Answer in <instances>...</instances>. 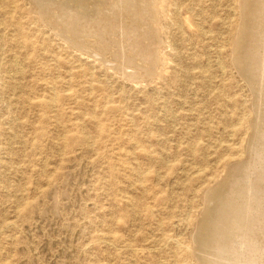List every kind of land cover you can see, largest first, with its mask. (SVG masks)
<instances>
[{"label": "rangeland", "instance_id": "1", "mask_svg": "<svg viewBox=\"0 0 264 264\" xmlns=\"http://www.w3.org/2000/svg\"><path fill=\"white\" fill-rule=\"evenodd\" d=\"M148 1L0 0V264H264V0Z\"/></svg>", "mask_w": 264, "mask_h": 264}, {"label": "bare ground", "instance_id": "2", "mask_svg": "<svg viewBox=\"0 0 264 264\" xmlns=\"http://www.w3.org/2000/svg\"><path fill=\"white\" fill-rule=\"evenodd\" d=\"M150 1H153V2H154L155 0H150ZM150 1H148V2H150ZM155 2H156V1H155ZM81 3H82V2H81ZM123 3H124V2H123ZM123 3H122V0H116V3L113 4L112 7H114V6L117 7V6H119V5H122ZM138 4H139V3H138ZM149 4H150V3H149ZM149 4H148V5H149ZM151 4H152V3H151ZM153 4H154V3H153ZM81 5H82V4H81ZM96 5H97V4H96ZM65 6H66V5H65ZM139 6H140V5H139ZM149 6H151V5H149ZM152 6H154V5H152ZM154 7H155V6H154ZM75 9H76V7H75ZM253 9H254V8H253ZM124 10H125V9H124ZM39 11H40V10H39ZM84 11H85V10H84ZM107 11H108V10H107ZM151 11H152V10H150V12H151ZM251 11H252V10H251ZM56 12H57V11H56ZM68 12H69V11H68ZM138 13H139V12H138ZM41 14H42V13H41ZM252 14H253V13H252ZM252 14H251L250 16H252ZM43 15H44V13H43ZM73 15H74V14H73ZM93 15H94V14H93ZM101 15H103V14H101ZM106 15H107V14H106ZM125 15H126V14H125ZM149 15H150V14H149ZM151 15H152V12H151ZM153 15H154V13H153ZM153 15H152V18H151L152 20H151V21L154 20V19H153ZM157 15H158V14H157ZM157 15H154V16H157ZM245 15H246V14H245ZM253 15H254V14H253ZM137 16H138V15H137ZM257 16H258V15H257ZM107 17H108V16H107ZM113 17H114V16H113ZM125 17H126V16H125ZM247 17H248V16H247ZM40 18H41V17H40ZM137 18H139V17H137ZM142 18H143V17H142ZM249 18H250V17H249ZM119 19H120V18H119ZM156 19H157V18H156ZM244 19H245V18H244ZM69 20H70V19H69ZM107 20H108V19H107ZM70 21H71V20H70ZM84 21H85V20H84ZM156 21H159V20H156ZM245 21H246V20H245ZM93 22H94V21H93ZM139 22H140V21H139ZM154 22H155V21H154ZM154 22H153V23H154ZM75 23H76V21H75ZM122 23H123V22H122ZM155 23H156V22H155ZM83 24H84V23H83ZM115 24H116V23H115ZM251 24H252V23H251ZM75 25H76V24H75ZM123 25H124V24H123ZM140 25H141V24H140ZM144 25H145V24H144ZM146 25H147V24H146ZM155 26H156V25H155ZM243 26H244V25H243ZM112 27H113V26H112ZM263 27H264V26H263ZM110 28H111V27H110ZM129 28H130V27H129ZM258 28H259V26H258ZM156 29H157V28H156ZM97 30H98V29H97ZM100 30H101V29H100ZM111 30H112V29H111ZM71 31H74V30H71ZM103 31H104V30H103ZM114 31H115V30H114ZM116 31H117V30H116ZM130 32L132 33L133 31H130ZM262 33H263V32H262ZM262 33H261V34H262ZM123 35H124V34H123ZM134 35H135V34H134ZM247 35H248V34H247ZM120 36H121V35H120ZM143 37H144V36H143ZM98 38H99V37H98ZM121 38H122V37H121ZM144 38H145V37H144ZM93 39H94V38H93ZM116 39H117V38H116ZM135 39H136V38H135ZM104 40H105V39H104ZM119 41H120V40H119ZM158 41H159V40H158ZM125 42H126V41H125ZM248 42H249V41H248ZM127 43H128V42H127ZM138 43H139V42H138ZM136 44H137V43H136ZM136 44H135V46H136ZM157 44H158V43H157ZM252 44H253V42H252ZM126 45H127V44H126ZM246 45H247V44H246ZM139 46H140V45H139ZM139 46H138V47H139ZM120 47H121V46H120ZM133 47H134V46H133ZM133 47H132V48H133ZM136 47H137V46H136ZM154 47H155V46H154ZM249 47H250V46H249ZM121 48H122V47H121ZM129 48H130V47H129ZM236 48L238 49V47H236ZM108 49H109V47H108ZM130 49H131V48H130ZM137 49H138V48H137ZM242 49H243V48H242ZM133 50H135V48H134ZM133 50H132V51H133ZM138 50H139V52H140L141 49H138ZM127 52H128V51H127ZM127 52H126V53H127ZM129 52H130V51H129ZM142 52H143V51H142ZM148 52H149V51H148ZM239 52H240V51H239ZM122 53H123V52H122ZM140 53H141V52H140ZM150 54H151V52H150ZM236 54H237V53H236ZM138 56H139V55H138ZM141 56H142V55H141ZM152 56L155 57V55H153V54H152ZM103 57H104V56H103ZM121 57H122V56H121ZM144 57H146V55H145ZM156 57H157V56H156ZM156 57H155V58H156ZM147 58H148V56H147ZM147 58H146V59H147ZM149 58H150V57H149ZM149 58H148V59H149ZM151 58H152V57H151ZM155 58H153V60H154ZM237 58H239V57L237 56ZM241 58H242V57H241ZM249 58H250V57H249ZM136 59H137V58H136ZM148 59H147V60H148ZM121 60H122V59H121ZM150 60H151V59H150ZM238 60H240V59H238ZM103 61H104V60H103ZM116 61H117V60H116ZM122 61H123V60H122ZM148 61H149V60H148ZM148 61H147V62H148ZM241 61H242V60H241ZM239 62H240V61H239ZM256 62H257V61H256ZM151 63H152V62H151ZM155 63H156V62H155ZM121 64H122V63H121ZM128 64H129V63H128ZM246 65H248V64H246ZM261 65H262V64H261ZM122 66H123V65H122ZM154 66H155V65H154ZM126 67H127V66H126ZM128 67H129V66H128ZM261 67H262V66H261ZM263 67H264V66H263ZM120 68H121V67H120ZM133 68H134V67H133ZM138 68H139V67H138ZM152 68H154V67L152 66ZM248 68H249V67H248ZM114 69H115V68H114ZM116 70H117V69H116ZM141 70L143 71L142 68H141ZM147 70H148V69H147ZM252 70H253V69H252ZM125 71H126V70H125ZM263 71H264V70H263ZM147 72H148V71H147ZM243 72H244V71H243ZM121 73H122V72H121ZM125 74H126V73H125ZM142 74H143V73H142ZM150 74H151V73H150ZM134 75H135V74H134ZM134 75H133V76H134ZM129 76L133 77L132 75H129ZM141 76H142V75H141ZM131 77H130V78H131ZM137 77H138V75H137ZM137 77H136V78H137ZM134 78H135V77H134ZM259 78H260V77H259ZM130 80H131V79H130ZM260 82H261V81H260ZM262 83H263V82H262ZM260 92H261V91H260ZM248 164H249V163H248ZM231 168H232V167H231ZM253 168H254V167H253ZM229 171H230V170H229ZM232 171H233V170H232ZM246 174H247V173H246ZM248 174H249V173H248ZM228 180H229V179H228ZM231 180H232V179H231ZM226 181H227V180H226ZM226 181H223L222 183H225ZM220 184H221V183H220ZM224 185H225V184H224ZM219 186H220V185H219ZM219 186H218V187H219ZM221 186H222V184H221ZM262 186H263V185H262ZM223 187H224V186H223ZM225 188H226V187H225ZM251 188H252V187H251ZM219 189H220V188H219ZM213 190H214V189H213ZM219 191H220V190H219ZM226 191H227V190H226ZM212 192H214V191H212ZM215 193H216V192H215ZM220 193H221V191H220ZM211 194H212V193H211ZM209 195H210V194H209ZM216 195H217V194H216ZM222 195H223V194H222ZM207 196H208V195H207ZM212 197H213V195L211 196V198H212ZM217 197H219V196H217ZM220 197H221V196H220ZM220 197H219V198H220ZM209 198H210V197H209ZM211 198H210V199H211ZM214 198H215V197H214ZM221 199H222V198H221ZM223 199H224V198H223ZM213 200H214V199H213ZM216 200H217V199H216ZM217 201H218V200H217ZM217 201H216V202H217ZM219 201H220V200H219ZM223 201H225V200H223ZM221 202H222V201H221ZM225 203H226V202H225ZM207 205H208V204H207ZM212 206H213V205H212ZM210 211H211V210H210ZM214 212H215V211H214ZM209 213H210V212H208V214H209ZM211 214H212V213H211ZM209 216H210V215H209ZM212 216L214 217V215H211V218H212ZM220 218H221V217H220ZM206 219H207V218H206ZM202 220H204V219H202ZM207 220H208V219H207ZM204 221H205V220H204ZM205 222H206V221H205ZM226 223H227V222H226ZM226 223H224V224H226ZM224 224H223V225H224ZM231 226H232V225H231ZM224 228H225V227H224ZM244 229H245V228H244ZM206 230H207V229H206ZM206 230H205V231H206ZM206 232H208V231H206ZM203 235H204V234H203ZM243 236H244V235H243ZM202 237L204 238V236H202ZM205 237H206V236H205ZM225 238H226V237H225ZM217 240H218V239H217ZM222 243H223V242H222ZM199 244H200V243H199ZM208 246H209V245H208ZM224 247H225V246H224ZM227 247H228V246H227ZM225 249H226V248H225ZM220 250H221V249H220ZM227 253H228V252H227ZM254 253H255V252H254ZM221 254H224V253H221ZM238 254H239V253H238ZM212 255H213V254H212ZM213 260H214V259H213ZM213 260H212V261H213ZM204 264H205V263H204ZM209 264H210V263H209ZM213 264H214V263H213ZM230 264H231V263H230Z\"/></svg>", "mask_w": 264, "mask_h": 264}]
</instances>
